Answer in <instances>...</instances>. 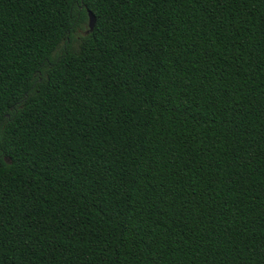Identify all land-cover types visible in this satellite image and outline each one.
I'll return each instance as SVG.
<instances>
[{"label": "trees", "instance_id": "1", "mask_svg": "<svg viewBox=\"0 0 264 264\" xmlns=\"http://www.w3.org/2000/svg\"><path fill=\"white\" fill-rule=\"evenodd\" d=\"M0 264H264V0H0Z\"/></svg>", "mask_w": 264, "mask_h": 264}, {"label": "water", "instance_id": "2", "mask_svg": "<svg viewBox=\"0 0 264 264\" xmlns=\"http://www.w3.org/2000/svg\"><path fill=\"white\" fill-rule=\"evenodd\" d=\"M88 15V23H87V27H88V32H92L94 30L95 24H96V19L93 16V14L91 12L87 13ZM6 163H10V161L8 159H5Z\"/></svg>", "mask_w": 264, "mask_h": 264}, {"label": "rangeland", "instance_id": "3", "mask_svg": "<svg viewBox=\"0 0 264 264\" xmlns=\"http://www.w3.org/2000/svg\"><path fill=\"white\" fill-rule=\"evenodd\" d=\"M87 29H88V27L86 25L82 29H80V30L77 31L76 36H75V41L71 45L73 49H76L77 48V46H78V39L80 38V36L85 35Z\"/></svg>", "mask_w": 264, "mask_h": 264}]
</instances>
